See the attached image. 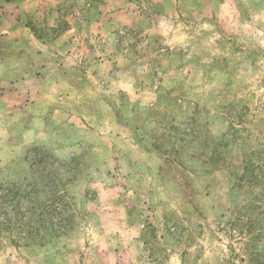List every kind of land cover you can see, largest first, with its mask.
I'll use <instances>...</instances> for the list:
<instances>
[{
    "label": "rangeland",
    "instance_id": "rangeland-1",
    "mask_svg": "<svg viewBox=\"0 0 264 264\" xmlns=\"http://www.w3.org/2000/svg\"><path fill=\"white\" fill-rule=\"evenodd\" d=\"M0 264H264V0H0Z\"/></svg>",
    "mask_w": 264,
    "mask_h": 264
},
{
    "label": "trees",
    "instance_id": "trees-1",
    "mask_svg": "<svg viewBox=\"0 0 264 264\" xmlns=\"http://www.w3.org/2000/svg\"><path fill=\"white\" fill-rule=\"evenodd\" d=\"M248 222H251L253 224L254 220L253 219L252 220L248 219ZM232 225H234V224H232Z\"/></svg>",
    "mask_w": 264,
    "mask_h": 264
}]
</instances>
